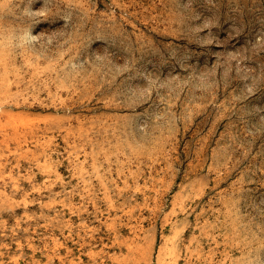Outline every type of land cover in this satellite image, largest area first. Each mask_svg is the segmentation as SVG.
I'll return each instance as SVG.
<instances>
[{
	"label": "rangeland",
	"instance_id": "374dc122",
	"mask_svg": "<svg viewBox=\"0 0 264 264\" xmlns=\"http://www.w3.org/2000/svg\"><path fill=\"white\" fill-rule=\"evenodd\" d=\"M0 264H264V0H0Z\"/></svg>",
	"mask_w": 264,
	"mask_h": 264
}]
</instances>
